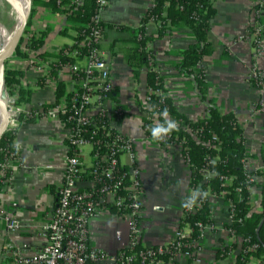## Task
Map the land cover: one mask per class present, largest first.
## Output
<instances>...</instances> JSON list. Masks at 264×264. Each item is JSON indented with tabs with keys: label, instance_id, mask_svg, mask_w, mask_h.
<instances>
[{
	"label": "crops",
	"instance_id": "0c3cea01",
	"mask_svg": "<svg viewBox=\"0 0 264 264\" xmlns=\"http://www.w3.org/2000/svg\"><path fill=\"white\" fill-rule=\"evenodd\" d=\"M151 5L152 0H108L100 14L104 27L100 42L102 59L109 69L113 87L117 89L116 101L111 104L124 114L122 119L112 123L117 131L132 141L143 185L142 242L145 245L167 243L172 239L183 215L182 200L192 193L188 186L189 168L180 147L162 146L146 137L142 129L147 67L141 68L136 81L132 68L124 59V50L137 43L126 29L121 28L137 27ZM213 5L216 13L208 34L213 51L203 58L200 67L206 77L208 96L216 99L221 112H231L242 129L246 168L257 170L263 163L264 114L256 108L261 94L252 83L250 74L256 70L264 78V6L259 0H213ZM256 26L260 29L258 45H255L252 33ZM42 32H45L44 43L39 49L29 51L27 58L14 56L15 62L10 67L23 71L21 85L31 90L29 101L16 106L19 118L32 111L40 113L33 122L22 121L16 128L14 142L20 155L12 164L10 176L0 192V264L16 262L10 246H19L22 254L29 257L45 244L44 226L62 183L63 164L68 153L67 128L57 116L45 114L42 106L58 102L55 96L58 80L66 91L74 90L75 83L70 70L61 67L57 78L52 76L53 85L45 81L37 85L39 78H45L42 71L48 70V66L36 54L54 52L65 44L71 45L76 31L74 23L67 20L65 14L37 6L31 13L24 36L27 39ZM146 34L152 38L148 47L163 77L166 94L187 118H202L206 103L196 93L192 81L174 67L180 59V52L194 41L191 30L180 24L159 35V23L150 19L146 24ZM65 35L71 41L67 42ZM33 59L40 61V69L30 66ZM84 64L83 59L77 61L80 67ZM11 95L17 98V92ZM98 109L92 104L88 112L95 114ZM85 146L90 148L87 154L82 148L85 168H89L93 160L91 146ZM119 161L126 164L127 157L122 155ZM47 166L50 167L45 168ZM262 181V177H256V185L251 189V201L256 212L262 211ZM86 185L91 186L89 182ZM208 198L213 225L203 230L197 241L198 250L192 251L190 256L177 255V264H198L197 259L199 264L235 262L238 254L235 247L228 249L224 256L218 255L232 241L224 228L230 220L229 203L215 195ZM9 217L18 219V227L14 231L8 227ZM184 228L186 232L190 230L187 225ZM87 236L88 243L95 248L118 250L126 246L129 239L128 219L114 211L103 210L89 218Z\"/></svg>",
	"mask_w": 264,
	"mask_h": 264
},
{
	"label": "trees",
	"instance_id": "16d2710c",
	"mask_svg": "<svg viewBox=\"0 0 264 264\" xmlns=\"http://www.w3.org/2000/svg\"><path fill=\"white\" fill-rule=\"evenodd\" d=\"M49 8L54 13L65 14L67 20L74 23L76 36L73 37L71 45H63L54 52H40L36 56L46 63L48 72L54 78H57L59 69L69 61L66 52L77 47L78 43L89 33L90 18L94 13L95 0H80L79 3L73 0H30V12L23 32V38L19 41L14 56L17 58H27L29 51H37L44 43L45 32L40 35H31L27 39L24 33L31 20V13L37 7ZM216 10L213 0H152V5L146 10L137 27H122L126 29L136 41V46L124 50L125 62L132 68L134 79L137 81L141 68L147 67L145 75V86L148 93L149 112L155 115V118L143 117L142 129L146 137L151 138L150 127L162 123L164 119L163 110H167L168 118L176 121L178 130L173 131L164 140L158 142L160 145L178 146L181 149V155L185 164L189 168L188 186L192 192L199 189L201 195L198 197L195 210L184 211L180 218L178 228L189 225L190 232L181 240L183 243L182 251H194L195 244L202 236L203 226L213 225L211 211L209 206V196L215 195L222 197L229 203L230 220L224 224V228L229 230L235 236H240L243 240L241 249L236 255L235 262L226 264H245L252 258L260 260L264 264V169L248 170L245 167L246 144L242 134V129L231 112H221L220 107L214 98L208 96L209 88L207 85L204 70L200 64L205 56L211 55L213 45L209 40L210 22L214 17ZM152 19L159 23V35L163 34L172 27L183 24L187 26L193 36L194 41L180 52V59L174 65L175 69L184 77L189 78L200 99L206 103L205 115L197 120L187 118L179 112L166 94L164 80L157 70L151 49L148 47L151 37L146 34V24ZM103 27V24L101 22ZM104 28V27H103ZM22 47L25 49H22ZM83 47V53H85ZM79 76H84L82 70H77ZM23 71L5 67L4 85L10 94H14L12 88H16L17 98L14 105L29 101L30 89L21 85L20 79ZM44 78H39L37 85H42ZM82 88L75 86L72 91H66L64 84L58 80L55 96L56 101L64 99L66 111L60 115L61 121L66 126H74V122L68 119L75 112L71 109V99L77 96ZM105 94L106 99L116 101L117 89L98 90ZM78 104V103H77ZM52 105L44 104L42 111H45ZM89 107L84 105L83 109ZM36 113V114H35ZM38 111H32L30 115L24 116L26 121L33 122L38 116ZM124 117L122 111L117 106L100 111L91 115V123L82 126V136L90 141H103L108 137L104 136L101 126H108L109 122L118 121ZM16 129L7 127L0 136V192L10 176V169L2 165L11 159L19 157V150L14 142ZM213 136L216 139H213ZM104 148H95V152L100 155ZM69 154L72 150L69 149ZM262 162L264 164V150L261 152ZM107 160L100 161L99 166L103 168L107 165ZM92 170L94 167L91 168ZM83 172L80 176L83 179H89L95 174ZM117 172L123 176V184L127 185L130 180L123 172L127 171L126 166H117ZM260 176L263 178L261 183L262 211L256 212L251 201V189L256 185L255 179L251 177ZM99 179L96 186L104 184L106 177L97 175ZM119 193H124L119 191ZM110 211L118 214L112 205ZM255 246L249 249L251 246ZM235 243L225 246L218 252L223 256L228 249L234 248ZM192 258V257H190ZM138 264V263H137Z\"/></svg>",
	"mask_w": 264,
	"mask_h": 264
},
{
	"label": "built area",
	"instance_id": "2783aa9c",
	"mask_svg": "<svg viewBox=\"0 0 264 264\" xmlns=\"http://www.w3.org/2000/svg\"><path fill=\"white\" fill-rule=\"evenodd\" d=\"M73 2L79 3L80 0H73ZM107 2L108 0H95L94 13L88 25L89 33L78 43L77 47L66 52L69 61L62 66L70 70L75 86L82 88V91L71 99V109L74 110L75 114L68 119L74 122V126H66L60 119V115L66 111L64 99H60L43 111L45 114L57 116L67 128L66 143L68 151L69 149L72 150V154L67 153L65 156L62 183L58 189L50 218L44 226L45 244L39 252L29 257L22 254L19 246H10L13 248L10 251L16 261L10 264H177L178 254L190 256V252L182 251L183 243L181 239L190 232V230L186 232L184 227H177L173 232L172 239L167 243L145 245L142 242L143 185L140 170L135 162L136 157L132 141L117 131L112 122H109L108 126L102 125L100 127L103 135L108 137L103 141H90L81 134L82 126L91 123L90 117L93 114L88 112V108L92 104L98 106L97 112H104L115 106V104H111L112 100L106 99L105 94L98 91L113 88L109 69L102 59L100 50L104 29L101 25L100 14L106 7ZM259 3L264 6V0H259ZM252 33L254 43L258 45L260 43V29L258 26L253 28ZM83 47L86 49L85 53H83ZM81 59L85 61L83 67L77 65V61ZM30 66L40 69L39 66H42V64L38 59H33L30 61ZM78 69L83 71L84 76L77 74ZM42 76L45 77L46 84L53 85L54 80L46 68L42 71ZM250 79L261 94L256 103V108L264 114V78L262 73L254 70L250 74ZM145 88L146 94L144 96V107L142 108L143 117L155 118V115L149 112V97L147 87L145 86ZM12 89L16 94L15 88ZM13 96L14 103L15 95ZM87 104H89V107L83 109V106ZM22 121H26V117L24 116L20 120L19 109L15 106V110L8 113L9 128L16 129ZM213 139H216V137L213 136ZM85 145L91 146L93 160L89 168H85L83 159L82 148ZM100 147L104 148L101 155L95 152V148ZM122 155L127 157L126 164H121L119 161V157ZM18 159L19 157L15 160H8L2 167L10 169ZM105 160L108 161L107 165L100 168L99 162ZM118 165L127 167V171L123 174L128 176L129 184H123V176L115 174ZM92 167H94L93 170ZM87 169H89L88 173H93L95 176L86 180L80 174L86 172ZM259 169H264L263 163ZM97 175L107 179L104 184H100L98 187L96 186V181L99 179ZM256 177L251 178L255 179ZM88 182L91 186L86 185ZM119 191L124 193L121 194ZM110 205L114 206L116 211H121L120 214L126 216L129 222L128 242L126 246L115 251L95 248L88 243L87 239L89 218L103 210H109ZM185 210L189 211L182 207L183 215ZM194 210L195 207L190 212ZM186 225L189 227L188 224ZM198 226L201 227L202 232L207 227H212V225L203 226L200 223ZM8 227L11 231L17 229L18 219L9 217ZM228 233L232 238L230 244L235 243V248L239 252L243 242L242 238L230 233L229 230ZM193 247L195 251L198 250L197 242L193 244ZM254 247V245L250 246L249 249ZM196 263L199 264L200 260L197 259ZM261 263L259 259L252 258L245 264Z\"/></svg>",
	"mask_w": 264,
	"mask_h": 264
},
{
	"label": "rangeland",
	"instance_id": "374dc122",
	"mask_svg": "<svg viewBox=\"0 0 264 264\" xmlns=\"http://www.w3.org/2000/svg\"><path fill=\"white\" fill-rule=\"evenodd\" d=\"M29 16V14H28ZM17 21V13L16 11L13 9L11 3L9 0H0V24L2 26H4L5 29H7L8 31H10L12 29V27L14 26V24ZM23 38V36H22ZM21 38V39H22ZM25 38V36H24ZM66 41L69 42L71 41V38L67 35H65ZM22 49H25V47ZM16 58L14 57V52L4 61L3 64V71H2V80H3V85H2V92L5 98V101L7 103V113H11L15 110V105L13 103V97L12 95L8 92V90L6 89V86L4 85V69L5 67H11L12 64H14L13 60H15ZM19 64V63H18ZM9 127V125H8ZM89 146H84L83 147V151L85 152V154L88 153L89 151ZM88 162V160H87Z\"/></svg>",
	"mask_w": 264,
	"mask_h": 264
},
{
	"label": "bare ground",
	"instance_id": "6f19581e",
	"mask_svg": "<svg viewBox=\"0 0 264 264\" xmlns=\"http://www.w3.org/2000/svg\"><path fill=\"white\" fill-rule=\"evenodd\" d=\"M9 1L13 9L17 13V21L10 31L5 29L4 26L0 24V57L8 50L15 29L19 24V22L21 21V19L23 18V16L27 13V9H28V0H9ZM2 71H3V67L0 66V129L4 121V105L5 106L7 105L2 92V85H3Z\"/></svg>",
	"mask_w": 264,
	"mask_h": 264
},
{
	"label": "clouds",
	"instance_id": "9594fccd",
	"mask_svg": "<svg viewBox=\"0 0 264 264\" xmlns=\"http://www.w3.org/2000/svg\"><path fill=\"white\" fill-rule=\"evenodd\" d=\"M163 113V122L157 123L151 126L149 129L152 139L156 142L164 140L173 131L178 130V124L176 121L168 118L166 109L163 110ZM180 183L182 184V181ZM201 195H206V193H201L199 189L192 190V193L186 195L183 198L182 206L191 211L195 207L198 197Z\"/></svg>",
	"mask_w": 264,
	"mask_h": 264
},
{
	"label": "water",
	"instance_id": "95a60500",
	"mask_svg": "<svg viewBox=\"0 0 264 264\" xmlns=\"http://www.w3.org/2000/svg\"><path fill=\"white\" fill-rule=\"evenodd\" d=\"M30 12V0H28V9L27 13L23 16L19 24L17 25L15 32L13 34V38L11 40L10 46L8 50L0 57V66L3 67L4 61L15 51L19 41L21 40L24 32V28L26 26L28 20V14ZM8 127V113H7V105H4V121L2 127L0 129V136L4 132V130Z\"/></svg>",
	"mask_w": 264,
	"mask_h": 264
}]
</instances>
